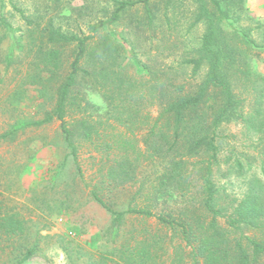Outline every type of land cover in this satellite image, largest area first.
<instances>
[{
    "label": "trees",
    "instance_id": "trees-1",
    "mask_svg": "<svg viewBox=\"0 0 264 264\" xmlns=\"http://www.w3.org/2000/svg\"><path fill=\"white\" fill-rule=\"evenodd\" d=\"M105 1L110 9L88 22L87 32H67L52 17L30 23L16 56L4 54L0 40V144L60 122L63 163L72 160L92 201L109 214L111 230L120 232L133 219H154L159 228L128 231L109 252L120 264H264V75L252 66L256 58L264 61V31L261 40L252 34L264 27L244 25L245 0ZM185 1L196 7L192 25H204L205 33L177 66L145 64L110 28L131 15L138 30L165 41L182 18L160 16L159 6ZM3 30L11 24L0 18ZM24 59L26 73L15 76L9 90L6 73L16 68L22 74ZM130 64L141 74L130 73ZM189 69L195 83L187 79ZM82 84L103 98L104 115L95 113ZM32 90L40 101L33 114L23 107ZM231 124L241 126L243 140L224 134ZM226 140L241 147L229 142L226 154ZM84 149L92 175L80 161ZM256 159L260 175L253 172ZM220 172L241 180L240 198L225 193ZM167 196L176 197L178 210L156 212ZM25 230L0 193V264H23L33 255L34 249L16 251L13 240Z\"/></svg>",
    "mask_w": 264,
    "mask_h": 264
},
{
    "label": "rangeland",
    "instance_id": "rangeland-1",
    "mask_svg": "<svg viewBox=\"0 0 264 264\" xmlns=\"http://www.w3.org/2000/svg\"><path fill=\"white\" fill-rule=\"evenodd\" d=\"M108 9L110 7L105 0H0V18H5L11 24L9 32L0 31L3 53H14L15 56L19 54L17 44L25 32L33 28L30 24L32 22L53 17L55 25L67 32L78 33L79 30L87 32V23L102 18L107 14ZM159 9L160 16L166 11L170 14L175 12L178 20L182 18L180 24H172L173 31L165 41L162 40V35L158 34L160 31L155 37L148 32L138 30L132 23L131 15L124 16L120 24L110 28L135 49L138 59L145 64L157 67L164 63L177 66V60L188 53L191 57L193 51L199 47L205 26L192 25L196 7L190 1L174 3L168 7L161 4ZM245 11L247 15V18H244L245 26L264 27V0H245ZM263 31L255 30L252 33L253 37L261 40ZM167 43L170 45L168 46ZM21 55L26 58L25 53ZM66 60H72L71 51L67 53ZM20 64L22 74L16 68L6 73L5 85L9 90L16 84L11 83L12 79L26 73L28 66L26 60L24 59L22 63L20 61ZM252 66L255 71L264 75L263 60L254 59ZM2 70L4 73V68ZM128 70L135 75L141 74L140 66L130 64ZM204 73L203 69L201 78ZM186 76L189 82H194L191 78V69ZM78 88L97 107L95 113L104 115L108 107L103 98L87 84H82ZM29 96L23 107L33 114L40 101L33 90ZM51 106H53L52 100L46 107L50 110ZM153 115L156 116V112ZM40 116L42 117L41 114L36 115V118H41ZM224 134L235 135L243 140L240 125L226 126ZM229 142L241 147L235 141H223L226 154ZM25 149L27 151L22 152ZM65 155L66 146L60 132V122L57 121L39 128L28 129L20 134L16 141L0 144V193L6 198L8 209L12 213H19L26 227L24 234L13 240L16 251L34 249L33 255L23 264H120L118 258L109 255V252L120 247L128 231L135 228L137 230L147 228L157 233L159 228L156 226V221L133 219L120 232L111 230L109 214L92 201L88 194L89 190L76 176L72 160L63 163ZM80 161L92 175L95 169H92L93 161L87 149L82 150ZM228 166H222V174H227ZM259 167L260 160L256 159L253 172L258 175H260ZM249 173L246 174L247 178L251 177ZM216 178L226 189L225 193L232 194L236 198L242 196L245 189L241 180L235 175L229 180L220 172ZM175 201L174 196L164 197L156 212H160L163 208L178 210ZM179 204L180 202L177 205ZM169 251L172 253V249Z\"/></svg>",
    "mask_w": 264,
    "mask_h": 264
}]
</instances>
